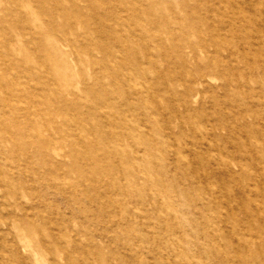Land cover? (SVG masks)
Segmentation results:
<instances>
[{
	"label": "rangeland",
	"instance_id": "rangeland-1",
	"mask_svg": "<svg viewBox=\"0 0 264 264\" xmlns=\"http://www.w3.org/2000/svg\"><path fill=\"white\" fill-rule=\"evenodd\" d=\"M0 264H264V0H0Z\"/></svg>",
	"mask_w": 264,
	"mask_h": 264
},
{
	"label": "bare ground",
	"instance_id": "bare-ground-1",
	"mask_svg": "<svg viewBox=\"0 0 264 264\" xmlns=\"http://www.w3.org/2000/svg\"><path fill=\"white\" fill-rule=\"evenodd\" d=\"M178 99V98H177Z\"/></svg>",
	"mask_w": 264,
	"mask_h": 264
}]
</instances>
